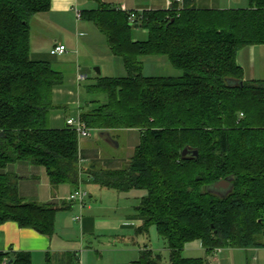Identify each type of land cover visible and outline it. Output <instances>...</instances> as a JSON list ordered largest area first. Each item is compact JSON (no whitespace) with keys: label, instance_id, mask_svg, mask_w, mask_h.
I'll return each mask as SVG.
<instances>
[{"label":"trees","instance_id":"obj_1","mask_svg":"<svg viewBox=\"0 0 264 264\" xmlns=\"http://www.w3.org/2000/svg\"><path fill=\"white\" fill-rule=\"evenodd\" d=\"M81 14L103 34L127 71L97 78L80 118L92 131L138 130L139 146L119 170L82 168L80 141L70 127H50L54 91L64 76L49 62L31 58V22L50 12L51 0H0V226L16 223L52 237V204L28 202L21 178L6 172L28 162L46 170L53 191L92 183L119 193L142 190L139 228L156 227L169 247V264H209L183 258L200 241L210 255L227 248L264 249V80L247 81L237 56L264 46V0L247 9L203 10L193 0L141 14L106 5ZM136 19L131 22V14ZM148 31L135 41L133 31ZM166 57L181 77H145L144 58ZM198 157L184 158V149ZM85 170V171H84ZM85 174V176H84ZM234 177L228 191L214 186ZM0 264H32L28 252H0ZM133 264H164L151 249Z\"/></svg>","mask_w":264,"mask_h":264},{"label":"crops","instance_id":"obj_2","mask_svg":"<svg viewBox=\"0 0 264 264\" xmlns=\"http://www.w3.org/2000/svg\"><path fill=\"white\" fill-rule=\"evenodd\" d=\"M102 2L112 7H125L127 11H133L139 14L145 11L167 10L171 6V0H102ZM191 6L203 10L247 9L249 7V0H193ZM98 8V3L92 0H51L50 12L36 16L31 22L32 60L49 62L50 57L54 58L56 56H52L51 52L50 55L45 54L47 56H44L43 51H51L55 46H65L64 43L58 44L57 40L54 41L52 39L45 50L38 51V48L34 49L35 40L40 42L41 40L48 39V37L45 36L54 34L56 31H64L68 33L67 36L71 35L72 28L67 30L64 28V25H66L68 21H71L73 17L76 18L77 22L82 21V17L81 19H77V11L82 14L83 12L97 10ZM86 23L92 24L87 21ZM84 36V34H79L77 37L81 38ZM244 50L245 53L241 52L242 55L241 53L238 54L237 63L244 69L245 79L247 81L264 80V76H262V70H264V46L250 47ZM259 64L260 69L257 66ZM57 71L60 72V70ZM80 76L85 77V80L88 79L87 75ZM60 93H62V90L57 88L54 91V97L55 94ZM61 117L59 113L56 114L53 123L60 122L62 120ZM72 118L73 117H68L66 119V125L63 128L53 129L66 128L67 121ZM129 131L132 130L117 132ZM139 134L141 136L140 132ZM79 141L82 168L86 170L90 164H99L96 160L86 163L84 160V153L81 150L83 141L82 139H79ZM110 162L106 163L104 165L105 167L102 165L104 169L119 170L123 167V164L117 166L118 164L116 162ZM6 172L16 174L21 178L19 182V194L25 201L52 204L56 208L62 209L57 213L55 234L52 237L43 236L31 229H21L14 222L1 225L0 252H28L31 254L32 264H100L99 262L92 263V256L96 255L103 261V254L105 253H107L109 257H107L106 263L104 264H133L140 259L143 251L149 249L147 246H139L138 249L129 247L133 239L131 238L132 229H135L137 240L138 236L143 234L139 231V228L142 226V220L136 213L137 206L131 209L130 216L122 218L123 220L118 229L112 230L114 235L103 244L102 240H96V236L98 232L101 231L99 229L100 227L111 226L110 218H105L102 223L98 222V217L94 212L98 209H95L92 207V204L86 202V200L90 202L95 198L93 194L88 193V197L84 201V203L86 202L84 209L87 208V213L79 222L72 218L73 209L76 208L78 204L69 202L66 199L73 193L75 187L62 185L56 191H53L45 168L33 166L28 162L11 164L8 166ZM84 185L101 190L105 189L92 183H84L82 186ZM95 193L98 194V192ZM118 194L123 195L127 193L118 192ZM141 198L138 200L139 203ZM115 213L118 214V212ZM116 217L117 216H115V219ZM74 222L80 223L83 237L86 235L93 240L89 241L88 246H86V239L80 238L77 235V231L74 229ZM99 223L102 225L99 226ZM99 237H101V235H99ZM94 243L97 245H94Z\"/></svg>","mask_w":264,"mask_h":264},{"label":"rangeland","instance_id":"obj_3","mask_svg":"<svg viewBox=\"0 0 264 264\" xmlns=\"http://www.w3.org/2000/svg\"><path fill=\"white\" fill-rule=\"evenodd\" d=\"M64 28L67 30L72 28L71 35L67 36L68 33L64 31H56L54 34L45 36L48 39L41 40L40 42L35 40L36 43H34V49L38 48V51L45 50L52 39L54 41L57 40L58 44L64 43L67 47V52L64 55L49 58V63L52 67L55 70H60L64 76V83L59 87L62 93L55 94L54 97V104L59 108L51 112V128H63L66 125V119L68 117L77 118L80 109L91 101L100 100L102 103L106 102L105 95L93 94L87 90V87L94 84L97 78H122L127 76L122 59L112 54L106 37L99 32L94 24H88L83 20L77 22L76 18L73 17L71 21H68L64 25ZM79 34H84L85 36L78 38L77 36ZM133 39L136 41H146L148 39L147 30L135 28L133 31ZM244 51L241 52L243 53ZM50 52V50L43 51V55H50ZM143 61V75L145 77H172L178 79L182 75L181 72L170 64L166 57L151 56L144 58ZM257 66L260 69V64ZM96 69L101 71L100 76L97 75ZM263 72L264 70H262V76H264ZM80 75H87L88 79L80 82ZM58 113L62 116V120L54 124V117ZM140 140L141 136L139 132L134 130L129 132H112L110 138L101 136L99 132L92 131L90 138L82 139L83 144L81 150L84 153L86 163L96 160L101 166H104L106 163L113 161L118 164L117 166L123 164L121 168L123 169L133 158L135 150L140 144ZM116 143H118V147ZM82 189L95 196L92 201L89 202V200H86V202L92 204V207L95 209H98L94 211L98 217V222L102 223L105 218H110L111 226L100 227L99 229L101 231L98 234L101 237L98 234L96 236V240H102L103 244L114 235L112 230L118 229L123 220L122 218L130 216L131 209L138 206L139 198L146 195V192L142 190H133L121 195L117 191L101 190L87 185L82 186ZM95 192H98V194ZM115 212H118V214ZM86 213L87 208L81 211L77 205L73 209L72 218L76 219V217L81 215L84 217ZM115 216L118 218L116 217L115 219ZM74 223V229L77 231V235L80 238H85L86 246H88L89 241L93 240L86 235L83 237L80 223ZM101 223H99V226L102 225ZM132 231L131 238L133 239L129 247L138 249L139 246H147L149 249L161 255L164 264L170 263L168 244L159 236L156 227H150L147 233L140 234L138 240L135 229H132ZM121 234L119 235L122 236ZM94 245L97 244L94 243ZM107 257H109L107 253L103 254L102 261L96 255H93L92 263L99 262L100 264H104L106 263ZM183 258L203 259L209 264H264V249L246 251L227 248L209 255L203 249L200 241H193L186 245L183 251Z\"/></svg>","mask_w":264,"mask_h":264},{"label":"built area","instance_id":"obj_4","mask_svg":"<svg viewBox=\"0 0 264 264\" xmlns=\"http://www.w3.org/2000/svg\"><path fill=\"white\" fill-rule=\"evenodd\" d=\"M176 2L178 4H182L183 1L182 0H176ZM123 11H127L125 9V7H120ZM77 19H81V14L79 13V11H77L76 13ZM136 19V14L132 13L131 17H130V21L133 22ZM67 51L65 46H55L52 50H51V55L52 56H61L63 54H65V52ZM85 80V77L80 76L79 77V81L82 82ZM67 126L70 127L71 129L75 130L79 139H85V138H90L92 136V130L89 129L86 124L81 120L80 118V114L77 118H72L69 119L67 121ZM88 197V193L86 191H83L82 186H79L78 188H76L73 193H71L67 200L69 202L72 203H77L81 209V211H83V209L85 208V199ZM77 221H81L82 220V215L79 217H76ZM220 250H218L217 252H219Z\"/></svg>","mask_w":264,"mask_h":264},{"label":"water","instance_id":"obj_5","mask_svg":"<svg viewBox=\"0 0 264 264\" xmlns=\"http://www.w3.org/2000/svg\"><path fill=\"white\" fill-rule=\"evenodd\" d=\"M97 75H101V71L99 69H96ZM101 136L110 138V134L109 133H100ZM2 136V134L0 133V137ZM116 146L118 147V143H116ZM192 155L193 157H198V151L197 150H190L189 148L184 149L182 156L184 158L188 157ZM234 179V177L223 180L218 182L214 188L218 191H228L231 188V181Z\"/></svg>","mask_w":264,"mask_h":264}]
</instances>
